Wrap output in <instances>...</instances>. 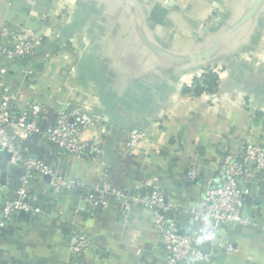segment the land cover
<instances>
[{"label":"crops","instance_id":"0c3cea01","mask_svg":"<svg viewBox=\"0 0 264 264\" xmlns=\"http://www.w3.org/2000/svg\"><path fill=\"white\" fill-rule=\"evenodd\" d=\"M24 27L46 41L32 59L6 63L5 85L19 92L14 109L36 102L56 109L59 98L70 112L83 105L106 120L84 136L103 149L93 163L33 138L32 156L66 180L96 186L108 166L114 187L159 188L189 209L226 154H237L246 141L264 145V0H0V45L10 46L11 32ZM24 64L33 68L26 77L19 70ZM207 71L218 75L217 91L186 92ZM53 118H44L43 126ZM133 129L147 137L131 153ZM193 166L200 176L189 183ZM24 174L0 153V182L17 186ZM256 177L244 210L255 225L207 231L202 248L212 264H264V176ZM27 189L38 196L40 212L20 213L0 230V264L162 261L147 210L134 207L125 218L113 198L107 210L94 208L79 191L54 192L48 176L36 175ZM14 196L15 187L0 195ZM76 227L92 245L80 258L69 248ZM222 244L236 251L226 253Z\"/></svg>","mask_w":264,"mask_h":264},{"label":"built area","instance_id":"2783aa9c","mask_svg":"<svg viewBox=\"0 0 264 264\" xmlns=\"http://www.w3.org/2000/svg\"><path fill=\"white\" fill-rule=\"evenodd\" d=\"M3 1V0H2ZM45 36L31 28L11 32L10 46L0 45V153L13 166H22L25 174L17 186L10 180L0 182V195L15 187V196L0 197V230L12 226L20 213H39V198L27 186L36 176L50 177V186L58 194L81 192V196L94 208L107 210L109 199L122 204L125 218L134 207H141L152 214L159 232L162 261L156 264H212L211 256L204 253L202 238L207 231L215 234L234 224L255 225L244 213L247 198L251 195L250 183L264 176V145L246 141L237 154L228 153L217 168L214 177L206 184L205 191L195 207L179 208L172 198L159 188L141 187L135 190L118 189L111 183V171L107 166L100 184L88 187L78 180L64 179L45 162L31 154V142L39 137L47 140L69 156L96 162L104 154L99 143L84 139L85 133L105 124L102 116H92L83 105L70 112L59 98L54 100L56 109L43 102L29 103L22 110L14 109L19 92L5 85L10 75L6 63H18L35 57L45 44ZM46 57H50L49 54ZM24 77L33 73L30 65H20ZM53 116L54 122L44 125L42 120ZM144 130L130 131L126 149L133 153L146 140ZM4 154V155H3ZM200 176L193 166L186 176L192 183ZM256 206V205H255ZM254 206V208H256ZM88 236L81 228L72 230L70 252L80 258L91 248ZM226 253L236 251L232 244H222Z\"/></svg>","mask_w":264,"mask_h":264},{"label":"trees","instance_id":"16d2710c","mask_svg":"<svg viewBox=\"0 0 264 264\" xmlns=\"http://www.w3.org/2000/svg\"><path fill=\"white\" fill-rule=\"evenodd\" d=\"M218 75L212 71L205 72L200 78H197L193 86L187 87L186 92H191L194 95L201 93H215L218 89Z\"/></svg>","mask_w":264,"mask_h":264}]
</instances>
